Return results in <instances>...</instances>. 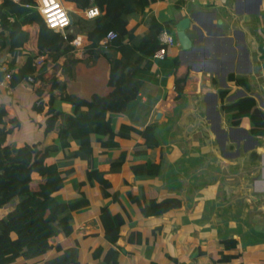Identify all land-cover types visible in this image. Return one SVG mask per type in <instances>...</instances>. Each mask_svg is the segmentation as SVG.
I'll return each instance as SVG.
<instances>
[{
	"label": "trees",
	"instance_id": "1",
	"mask_svg": "<svg viewBox=\"0 0 264 264\" xmlns=\"http://www.w3.org/2000/svg\"><path fill=\"white\" fill-rule=\"evenodd\" d=\"M67 1L86 7L91 3V0ZM155 1L157 0H93L91 5H97L103 15L99 16L96 26L88 33L86 51L89 58L94 60L101 55L108 56L106 49L115 51V55L110 56V90L104 95L92 94L89 98L68 93L65 82L58 76L47 78L46 63L36 76L42 85L36 88L38 99L34 102V109L44 114V140L27 142L22 146L11 145V131H6L4 122L7 112L4 106L0 107V264H81L80 244L75 237L72 220L73 213L88 203L82 187L86 184L98 185L106 198L114 197L118 200V196L111 192L116 186V180L107 175L110 171L120 172L128 159L127 149L121 150L118 157H114L112 153L121 147V140H137L135 146L138 150L135 155L147 157L159 151L162 157L155 135L158 124L149 123L144 128L126 122L117 125L112 116L126 112L129 103L140 95L145 79L142 72L151 69L154 53L162 47H166L168 51L169 47L162 43L160 34L165 30L174 34L173 27L171 23H159L155 16L148 14L147 7ZM35 3L36 0H4L0 6V55L9 47L7 59L0 62V80L11 72L12 88L34 75L36 57L48 55L53 61L59 59L63 36L50 29L36 9L25 6ZM28 13L29 19L21 21L20 18ZM132 13L141 15L146 27L140 36L128 29V16ZM27 24L30 25L29 30L24 28ZM110 30H115L118 35L105 45L103 41ZM165 58L171 63L175 98L179 100L185 81V78L177 76L179 55ZM75 61L69 55L61 73L72 76L71 69ZM3 66L7 67L4 71ZM228 79L236 86L249 87L245 77L232 73ZM210 80L216 85L214 77ZM218 93L221 109L231 118V125L240 126L249 119L251 133L264 137V111L258 108L256 99L243 97L228 103L226 97L229 91L220 89ZM56 101L69 103L72 111L58 110ZM73 141L78 144L75 150H72ZM59 151L64 152V157L50 161L51 156ZM75 159L86 162V179L79 182L80 198L67 202L60 193L65 181L72 177L74 169H61L60 162ZM102 161H109L108 170L98 166ZM159 169L160 164L146 160L133 162L129 166L131 177L153 176ZM131 177L125 179L129 188L128 199L145 216H160L182 206L177 198L159 200L154 189L146 190L143 186H136L131 183ZM122 207L113 214L109 203H105L99 210L105 236L113 244H117L120 228L127 219L124 214L126 208L123 204ZM161 229L162 226L151 229L146 238L139 230H133L127 241L141 246L153 237L155 243ZM59 235L63 236L62 241L57 240ZM218 243L222 248L209 249L206 248L207 245L196 244L191 261H180V258L171 256L169 260L172 264H242L243 253L239 250L236 239ZM103 251L102 246L95 250L96 255ZM128 253L132 254L133 250ZM120 257L119 251L110 248L106 261L116 264ZM150 264L159 263L151 261Z\"/></svg>",
	"mask_w": 264,
	"mask_h": 264
},
{
	"label": "water",
	"instance_id": "2",
	"mask_svg": "<svg viewBox=\"0 0 264 264\" xmlns=\"http://www.w3.org/2000/svg\"><path fill=\"white\" fill-rule=\"evenodd\" d=\"M214 1L191 4L190 17L175 25L181 52L199 53L195 67L191 65L185 76L181 98L171 108L161 106L153 120L158 124L155 135L162 152L159 172L139 182L153 188L158 198H177L182 206L123 224L117 241L120 246L125 245L131 229L162 226L161 239L171 251L176 239L183 245L195 242L202 246L213 240L236 239L242 253L264 249V189H255L256 181H264V137L252 135L246 123L231 125L228 116L230 126H222L219 93L205 90L213 88V83L204 76L215 75L227 88L229 73L236 70L249 87L236 86L226 101L251 97L264 111V0ZM191 28H195V38L187 34ZM223 41L233 50V59L229 72L217 74L212 68L217 59L206 48ZM8 50L0 55L1 62L7 59ZM105 52L109 57L115 53ZM227 142H234L236 148L228 150Z\"/></svg>",
	"mask_w": 264,
	"mask_h": 264
},
{
	"label": "crops",
	"instance_id": "3",
	"mask_svg": "<svg viewBox=\"0 0 264 264\" xmlns=\"http://www.w3.org/2000/svg\"><path fill=\"white\" fill-rule=\"evenodd\" d=\"M65 8L67 9L71 22L72 29L70 31L72 39H78L83 43L84 46H87L88 33L94 29L96 26V18H86L85 10L92 6L93 0L89 3L90 5L82 6L78 5L75 2L60 0ZM201 4L208 5L215 3L214 0H157L151 3L147 7V12L149 15L155 16L159 23L167 25L168 23L172 24L174 35L175 25L179 20L188 16L190 17V5L191 4ZM29 13L23 15L20 20L26 21L29 19ZM103 15V12H102ZM207 17H199V19L206 21ZM25 29L29 30L30 25L27 24L24 26ZM128 29L136 33L137 36H140L143 31L146 29L143 24L141 15L137 13H132L128 16ZM58 32V31H57ZM187 34L191 37L196 36L195 28L187 30ZM177 37V36H176ZM213 44H207V51L212 49ZM70 49V52L68 51ZM198 50H194L192 53H182L179 49V44L173 47H169L166 57H172L175 54L179 55L180 65L177 70V76L179 78H185L191 65L195 67V54H198ZM59 59L54 61L55 65H59L60 70L56 76L59 77L61 81L65 82L67 86L68 93H73L85 98H89L92 94H106L110 87L108 86V78L110 74V57L101 55L96 60L87 58H81L77 55H73L75 58V63L72 66L73 75L62 74V66L66 62V58L71 54V47L68 46L66 42L61 44L59 50ZM212 54V52H211ZM115 53L112 55L114 56ZM8 57V55H7ZM0 56V62H1ZM204 64V63H201ZM231 66V65H230ZM212 68L216 69L219 74V71L229 72V67H223L220 64H212ZM171 63L169 59H153L152 67L147 72H142L145 75L144 85L141 89L140 95L133 101H131L127 107L126 112L124 113H115L112 114L115 123L119 125L122 122L133 124L139 128H144L147 124L153 123V120L159 111V108L162 106L164 109L173 107L176 100V91H175V82L174 77L170 73ZM47 78L51 76L47 75ZM209 81L211 75L205 76ZM38 85H42L41 80L35 85L28 81H23L12 89L11 92H8L5 88H0V107L4 106L7 114L4 116V122L6 123V131H11L9 136V143L11 145L22 146L27 142H36L42 141L45 138L44 132V114L38 113L34 109V102L37 100L36 88ZM57 93V92H56ZM47 95V94H46ZM45 95V98L47 97ZM55 105L58 110L69 112L72 111V106L69 103L56 101ZM26 135H31L26 137ZM136 139L131 140H121V147L112 151L114 157H118L120 151L123 149L128 150V159L124 164L120 172H108V177L115 180L121 181L117 188L111 189V192L118 196L119 190H122L123 182L125 179H130V170L129 166L137 160L135 155V143ZM78 147L76 141H73L72 150H75ZM107 155V154H106ZM141 156V155H139ZM64 157V152L59 151L51 156L50 161L54 162L60 160ZM99 167H102L104 170H108L110 167L109 161H102L98 164ZM61 169L73 168L74 173L72 177L65 181V186L61 191V197L67 201L71 202L80 198L79 192V182L86 179V162L80 159H75L71 161H62L60 162ZM144 176H132L131 183L136 186H143L146 188H151L145 184L139 183ZM78 181V183L76 182ZM74 188L76 190H74ZM128 186L126 188V194L128 193ZM153 189V188H152ZM85 195L88 198V203L84 205L83 208L75 211L73 213L72 224L75 230V237L78 239L79 247V259L81 264H109L106 261V254L110 248L117 250L121 253V257L116 262V264H150L151 261H156L159 264H172L169 260V256L180 258V261L187 260L190 261L193 257L192 251L190 248L192 245L195 247L196 243H188L183 245L176 240L173 242V250L171 251L168 246L161 239V230L159 232V237L157 242H153V237L150 238L148 243H145L141 246H138L134 243H128L127 238L131 231L139 230L143 236L146 238L150 234V230L153 227H141L135 228L128 231L125 237V245L120 246L118 244H113L110 242L109 237L105 236V231L100 222L99 210L100 206L105 203H109V209L111 213L115 214L121 210L122 204L126 208L125 218L127 223H131L136 219L147 218L151 216H145L138 208L137 205L125 202L122 197H118V200L115 201V198H106L101 195V192L98 193V185L86 184L82 187ZM92 191H95L94 193ZM102 191V190H101ZM137 192H139L137 190ZM136 192V193H137ZM103 193V192H102ZM128 197V196H127ZM159 200H163L160 199ZM118 204V205H117ZM157 227V226H156ZM155 228V227H154ZM64 238L62 235L57 237L58 241H62ZM102 246L104 251L96 255L95 250ZM120 248H123L120 250ZM192 249V250H191ZM133 250V253L130 254L128 251ZM256 251H264V249H251L248 252L243 253L241 261L248 259L250 264H255L254 261L258 260V255ZM255 257L248 256L244 258V255L250 253ZM261 254V253H260ZM242 261V262H243ZM40 264V263H37ZM247 264V263H245Z\"/></svg>",
	"mask_w": 264,
	"mask_h": 264
},
{
	"label": "built area",
	"instance_id": "4",
	"mask_svg": "<svg viewBox=\"0 0 264 264\" xmlns=\"http://www.w3.org/2000/svg\"><path fill=\"white\" fill-rule=\"evenodd\" d=\"M14 2H21L22 0H12ZM4 0H0V6L3 4ZM27 8H33L36 9L43 17L44 21L46 22L47 26L50 29H53L55 31H58L63 36V42H66L68 46L71 47L72 55H77L81 58H87L89 57V53L86 51V46L79 41V43H75L78 39H72L71 36V29H72V22L69 16V13L63 3L60 0H36L35 4H26ZM96 9L98 10V14L94 17H89L88 13L90 10ZM86 18H96L102 15V11L99 9L98 6H92L90 8H87L84 12ZM117 32L115 30H110L107 34V36L104 39V44L111 43L116 37ZM160 39L163 44H165L168 47H173L179 44L177 37L168 32L163 31L160 34ZM167 55V48L162 47L158 49L154 55L153 59H164ZM48 64V71L47 75L55 76L59 73L60 67L59 65H55L54 61L51 57L48 55H40L35 58L34 60V66L36 68V72L33 76H30L27 81L33 84H37L40 79H36V76L39 74L40 70L45 64ZM7 67L3 66L2 70H6ZM11 77L12 73L9 72L4 76V79L0 80V88H5L8 90V92L12 91L11 86Z\"/></svg>",
	"mask_w": 264,
	"mask_h": 264
},
{
	"label": "rangeland",
	"instance_id": "5",
	"mask_svg": "<svg viewBox=\"0 0 264 264\" xmlns=\"http://www.w3.org/2000/svg\"><path fill=\"white\" fill-rule=\"evenodd\" d=\"M211 50H212L211 56H213L215 59H217V61L214 62V64H220L223 67H229L231 65L230 61H231V58L233 59V50H231L230 47L228 46V42H226V41L220 42V45L219 46H217V47L214 46ZM238 58H240L239 55H238ZM232 73L236 74L237 76H241L236 70L231 71L229 73V75L232 74ZM210 75H211V77H214L215 78V80L217 81V83H216V85H213L212 86L213 88H211V86H210V88L209 87H206L205 88L206 91H208V90L209 91L210 90L213 91L214 90V91H216L218 93L220 89H226V90L230 91V93H234L235 92V90H236L235 89V87H236L235 85H233V84L230 83L229 84L230 87H227V88L226 87H223V86L220 85L219 79L215 75H213V74H210ZM204 76H207V75H204ZM210 84H211V82H210ZM219 106H220V103H219ZM244 123H246V128H249L250 127V123L251 122H250L249 119H246ZM221 124H222L223 127L230 126V123L228 122V117L225 114H223V116H222ZM30 136L31 135H26V137H30ZM243 141H244V139H243ZM236 146H237V144H235L234 142H227V149L228 150L229 149H233L234 150L236 148ZM134 150H138L137 147H135ZM137 160H140V161L141 160H146V161H149V162L154 163V164L156 163V165H159V164L161 165L162 157L160 155V152L157 151L155 153H152V154L148 155L147 157H145V156H139L138 155L137 156ZM76 182L78 183V181H76ZM120 183H121V181L116 180V186L114 188H112V189L117 188ZM126 188H127V185H126L125 182H123L122 190H119L117 192H118V197L119 198L122 197L125 202L129 203V199L127 197L128 196V193L126 194ZM74 190H76V189L74 188ZM99 190H100V187H99ZM92 192L94 193L95 191H92ZM100 192H101V195H103V193H102L101 190L98 191V193H100ZM115 201H116V199H115ZM193 246L194 245H192V247H190V248L193 249V251H192L193 256L192 257L194 258L195 247H193ZM215 247L222 248V245L220 243H218V241L213 240V241H209L208 244H207V246H206V248H209V249H212V248H215ZM256 253H257V255L259 257H258V260L254 261V263L255 264H262V262L264 260V251H261V252L256 251ZM248 256L255 257L250 252V253L244 255V258H247ZM193 258L191 260H193ZM259 259H261V260H259ZM245 263L250 264V262H249L248 259H244V261L242 262V264H245Z\"/></svg>",
	"mask_w": 264,
	"mask_h": 264
},
{
	"label": "bare ground",
	"instance_id": "6",
	"mask_svg": "<svg viewBox=\"0 0 264 264\" xmlns=\"http://www.w3.org/2000/svg\"><path fill=\"white\" fill-rule=\"evenodd\" d=\"M263 177H264V172H263ZM255 189H264V181H262V180L256 181L255 182Z\"/></svg>",
	"mask_w": 264,
	"mask_h": 264
},
{
	"label": "clouds",
	"instance_id": "7",
	"mask_svg": "<svg viewBox=\"0 0 264 264\" xmlns=\"http://www.w3.org/2000/svg\"><path fill=\"white\" fill-rule=\"evenodd\" d=\"M97 14H98V10H96V9L90 10L88 13L89 17H94ZM75 43H79V40H77ZM261 151H264V149H261Z\"/></svg>",
	"mask_w": 264,
	"mask_h": 264
},
{
	"label": "flooded vegetation",
	"instance_id": "8",
	"mask_svg": "<svg viewBox=\"0 0 264 264\" xmlns=\"http://www.w3.org/2000/svg\"><path fill=\"white\" fill-rule=\"evenodd\" d=\"M229 83H231V84H233V85H235L233 82H230L229 81ZM236 86V85H235ZM230 92V91H229ZM249 130H250V127L248 128ZM253 135V134H252ZM255 136V135H254ZM259 137H262V136H259Z\"/></svg>",
	"mask_w": 264,
	"mask_h": 264
}]
</instances>
